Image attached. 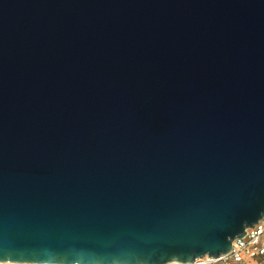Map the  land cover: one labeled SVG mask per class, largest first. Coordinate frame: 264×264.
Returning <instances> with one entry per match:
<instances>
[{
    "label": "water",
    "instance_id": "obj_1",
    "mask_svg": "<svg viewBox=\"0 0 264 264\" xmlns=\"http://www.w3.org/2000/svg\"><path fill=\"white\" fill-rule=\"evenodd\" d=\"M264 218V0H0V262L193 264Z\"/></svg>",
    "mask_w": 264,
    "mask_h": 264
},
{
    "label": "built area",
    "instance_id": "obj_2",
    "mask_svg": "<svg viewBox=\"0 0 264 264\" xmlns=\"http://www.w3.org/2000/svg\"><path fill=\"white\" fill-rule=\"evenodd\" d=\"M248 259L264 262V218L253 227L248 228L246 235L232 242L231 251L219 258L205 256L193 264L221 262L223 264H244ZM207 260V261H206ZM1 264H12L3 262Z\"/></svg>",
    "mask_w": 264,
    "mask_h": 264
},
{
    "label": "rangeland",
    "instance_id": "obj_3",
    "mask_svg": "<svg viewBox=\"0 0 264 264\" xmlns=\"http://www.w3.org/2000/svg\"><path fill=\"white\" fill-rule=\"evenodd\" d=\"M206 264H223V263L215 262V263H206ZM244 264H264V262H261V261H258V260H250V259H248Z\"/></svg>",
    "mask_w": 264,
    "mask_h": 264
},
{
    "label": "bare ground",
    "instance_id": "obj_4",
    "mask_svg": "<svg viewBox=\"0 0 264 264\" xmlns=\"http://www.w3.org/2000/svg\"><path fill=\"white\" fill-rule=\"evenodd\" d=\"M3 263V262H0V264ZM12 264H35V263H13L11 262ZM169 264H179L177 262H172V263H169Z\"/></svg>",
    "mask_w": 264,
    "mask_h": 264
}]
</instances>
